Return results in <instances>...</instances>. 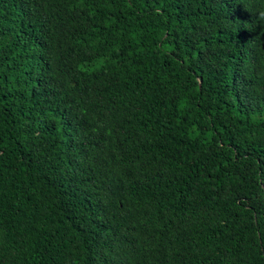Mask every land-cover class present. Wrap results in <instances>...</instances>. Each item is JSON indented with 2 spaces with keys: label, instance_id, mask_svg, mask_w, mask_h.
I'll return each mask as SVG.
<instances>
[{
  "label": "trees",
  "instance_id": "16d2710c",
  "mask_svg": "<svg viewBox=\"0 0 264 264\" xmlns=\"http://www.w3.org/2000/svg\"><path fill=\"white\" fill-rule=\"evenodd\" d=\"M0 264H264V0H0Z\"/></svg>",
  "mask_w": 264,
  "mask_h": 264
}]
</instances>
